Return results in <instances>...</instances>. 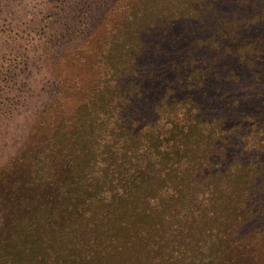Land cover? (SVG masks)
Listing matches in <instances>:
<instances>
[{
	"label": "trees",
	"instance_id": "16d2710c",
	"mask_svg": "<svg viewBox=\"0 0 264 264\" xmlns=\"http://www.w3.org/2000/svg\"><path fill=\"white\" fill-rule=\"evenodd\" d=\"M126 5L120 20L125 18L131 38L139 35L134 41L140 40L141 30L145 37L162 31L149 41L151 47L143 42L128 63L131 87L115 91L122 102L104 133L87 138L93 151L63 149L82 139L77 129L69 136L60 129L48 151L32 154L20 172L1 176L11 214L10 221L0 224V264L221 261L229 230L218 224L244 206L229 199L240 170L225 160L228 151H198L203 145L196 138L207 134L209 150L218 136L233 133L235 125L225 124L235 121L232 114L250 118L253 98L264 102V0H140ZM139 16L146 26L134 33L129 26ZM13 21L0 26V55L8 58L0 78L12 94L1 102L7 108L4 117L25 111L24 116L42 124L43 97L36 96L31 109L25 107L35 98L25 89L27 53L19 56L12 50L19 42L9 36ZM185 21L196 25L166 30ZM236 90L242 95H232ZM176 113L180 120L172 118ZM259 113L264 116V108ZM101 145L103 150L96 151ZM227 173L232 174L229 191ZM195 249L207 255L195 258Z\"/></svg>",
	"mask_w": 264,
	"mask_h": 264
},
{
	"label": "rangeland",
	"instance_id": "374dc122",
	"mask_svg": "<svg viewBox=\"0 0 264 264\" xmlns=\"http://www.w3.org/2000/svg\"><path fill=\"white\" fill-rule=\"evenodd\" d=\"M128 1L140 2L0 0V26L14 19L10 24L12 31L9 36L19 39L16 45L12 44V50L19 56L27 53L28 78L25 82L28 86L25 89L32 90L35 99L33 103H26L25 107L31 109L38 101V95L43 97L40 101L47 105L43 118H40L42 124L29 118V115L24 116L25 111L20 116L15 114L12 119L5 118L7 108L1 102L4 98L10 99L12 94L7 93L9 86L0 78V224L5 223V218L10 221L11 214V201L6 199L5 192L2 193L6 185L2 183L1 176L20 172L23 164L29 166L28 159L32 154L48 151L51 137L60 129L66 136L77 129V135L82 139L77 146L63 149L93 151L87 138L92 134H103L106 124L116 117V107L122 101L115 91L131 87L133 77L128 76L131 74L128 63L136 56L143 42L151 47L153 42L149 41L158 31H162L156 29L145 37L147 33L141 30L143 34L140 40L134 41L139 35L131 38L132 32L126 28V23L123 24L125 18L120 20L126 13ZM131 8L136 11L134 4ZM144 21V17L139 16L129 27L135 33L146 26ZM191 24L196 25L193 21H185L172 24L166 30L175 28L180 31ZM150 51L148 49L147 54ZM4 55H0V67L8 59ZM12 93L15 96V92ZM242 93L236 90L232 95ZM253 100L251 105L254 109L250 110L255 113L247 112V115L251 119V115L256 116L254 120L243 118L245 116L242 117L241 113L232 114L231 118L235 121L230 120L225 124L235 125L233 133L218 136L209 150H206L209 147L206 144H211V141L206 139L207 134L196 138L203 145L197 148L198 151H228L225 160L235 163L236 169L240 170L233 179L236 184L229 199L232 197L234 202L244 203V206L228 214L225 224H218L217 228L229 230L219 264H264V116L260 113L256 115L264 108V102H260L258 97ZM240 112L245 113L243 110ZM181 117L179 113L172 115L174 119L180 120ZM218 146L225 149H218ZM102 150L101 145L96 151ZM229 163H226L227 167ZM82 166H85L84 162ZM242 167H245L244 170ZM59 170L63 172L64 169L60 167ZM231 175L227 173L224 178L227 191L230 190L228 182ZM203 251L195 249L192 256L197 258L199 254L206 253Z\"/></svg>",
	"mask_w": 264,
	"mask_h": 264
}]
</instances>
